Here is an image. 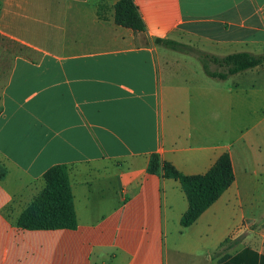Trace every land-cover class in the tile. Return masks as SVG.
<instances>
[{
  "label": "crops",
  "instance_id": "1",
  "mask_svg": "<svg viewBox=\"0 0 264 264\" xmlns=\"http://www.w3.org/2000/svg\"><path fill=\"white\" fill-rule=\"evenodd\" d=\"M0 0V264H264V64L210 77L197 54L264 52V0ZM235 180L189 227L180 182L224 153ZM67 166L77 227L18 219Z\"/></svg>",
  "mask_w": 264,
  "mask_h": 264
},
{
  "label": "trees",
  "instance_id": "2",
  "mask_svg": "<svg viewBox=\"0 0 264 264\" xmlns=\"http://www.w3.org/2000/svg\"><path fill=\"white\" fill-rule=\"evenodd\" d=\"M114 20L117 24L145 32L146 25L134 0H119L114 8ZM157 43L184 51V45L170 39H157ZM201 61L204 71L210 77L227 79L229 76L253 69L264 64V52L254 54L238 52L218 57L200 50H194ZM149 172L160 173L168 179L180 182L189 207L184 213L181 224L189 227L210 208L233 184L235 174L231 155L224 153L205 174L185 175L171 163L153 155ZM7 175V169L0 165V180ZM45 187L32 201L18 219V226L28 230L38 229H74L77 216L74 207L72 185L67 166H54L44 175Z\"/></svg>",
  "mask_w": 264,
  "mask_h": 264
},
{
  "label": "rangeland",
  "instance_id": "3",
  "mask_svg": "<svg viewBox=\"0 0 264 264\" xmlns=\"http://www.w3.org/2000/svg\"><path fill=\"white\" fill-rule=\"evenodd\" d=\"M179 43H181V42H179ZM183 45H184V51H181V52H183V53H186V52H190L191 50L192 51H194L196 48H194V47H191V46H188V45H185L184 43H182Z\"/></svg>",
  "mask_w": 264,
  "mask_h": 264
}]
</instances>
